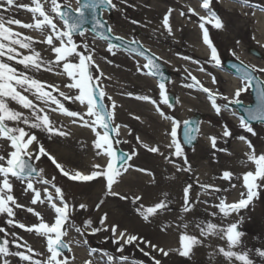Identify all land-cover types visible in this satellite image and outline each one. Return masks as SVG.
Returning a JSON list of instances; mask_svg holds the SVG:
<instances>
[{"label": "snow or ice", "instance_id": "obj_1", "mask_svg": "<svg viewBox=\"0 0 264 264\" xmlns=\"http://www.w3.org/2000/svg\"><path fill=\"white\" fill-rule=\"evenodd\" d=\"M219 2L220 0H216V3ZM237 2L244 7H251L254 10L259 8L264 11V6L252 3V0H237ZM77 3L78 7L72 10L70 5H62L58 0H31V4L18 3V0H0V141L7 142L8 149H10H0V214L8 218L5 221L6 225L23 229L28 233H34L42 238L46 245V253L38 252L27 241L21 242L23 238L17 236L16 232H8L5 227H0V233L3 234L0 237V264H13L12 260L9 259L10 257L18 258L17 264H74L75 256L69 257L67 253L73 251V243L78 245L81 242L66 239L70 230H74L81 236H84L88 230L91 234L100 231L110 232L113 242L118 245L117 251L121 253H123L126 245H135L139 248L140 244H144L162 258H168L170 255L175 254L191 260L196 249L207 247L211 249L208 253L209 260L216 262V264H257L253 257H258L260 264H264V247L247 248L243 239L245 233L239 230L244 219L239 215L240 212L248 209L254 200L259 198L260 191L264 190V152L258 154L252 142L243 135L239 136L238 139L247 145L249 151L245 153L246 162L242 161V163L250 162L254 165V168L243 172L239 177H236L233 172L225 170L220 178L230 183L234 178L242 179V187L245 191L240 193L238 200L231 203L227 201L226 197L217 196L219 202L212 205V207L218 209V211L212 212L210 215L213 217L220 216L219 222L209 220L195 222L190 225L189 222H184V217L181 216L182 223L175 225L179 230L178 247H162L137 234L130 233L126 228L121 229L119 224L109 222L107 212H104L99 218L100 227H95L91 218L84 220L81 224L76 223L73 214L78 209L87 211L89 205L84 202H80L78 205L70 202L65 190L57 185L56 177L47 178L45 169L37 167L35 162L40 161L42 157H46L59 173L70 181L88 183L102 179L104 181L103 197L95 204L97 211L101 209L105 199L109 196L118 197L120 200H129L131 204L136 206L137 215L145 222H150L153 218L168 210L167 193L163 194L165 199L146 206L143 203V197L140 195L129 197L113 190L114 185L119 183L120 178L133 167L128 162L138 153L135 149L131 153H118L115 145L121 142L127 143L126 140L121 141L119 139L120 129L128 126L116 123L117 104L111 96L107 95L103 85V80L110 79V77H106L103 71L100 70L99 65L96 64L94 59L95 49H90L87 43L78 44L74 39L76 34L81 37L85 34L82 26L86 20V12L92 14L94 30H97L101 37L106 38V21L98 18V10L105 8L119 10V5L127 4L128 0H83L82 3L77 0ZM212 3L213 0H202L200 7L206 12V15H200L191 7L188 8V13L198 17V26L202 30V41L210 50L209 62L220 67L222 61L217 47L210 38L209 28L206 25H211L216 30H224L225 23L211 6ZM46 4L48 5L47 8L45 7ZM14 7L30 12L32 22L25 23L12 16L5 17L3 13L9 12ZM172 13L173 9L169 8L162 18V27L167 30L169 35L173 33L170 22ZM252 14L255 15V11ZM180 15L184 17L186 13L181 11ZM188 18L190 19V16ZM58 21H62L63 27L59 26ZM131 22L133 24L138 23L136 20ZM10 25L38 31L44 38L37 41L31 36L14 31L9 27ZM106 31L112 33L113 29L108 26ZM115 39L122 40L123 38L116 37ZM37 43L47 45V50L53 54L54 58L47 59L42 56L41 52L34 47ZM132 43L137 42L132 41ZM238 43L239 41H237ZM16 46L19 49L28 50L29 54H22ZM116 47L117 45L109 43L107 51L115 55L114 49ZM135 51L139 55L145 56V52L141 51L140 48ZM232 55L235 56V52ZM145 59L147 63L142 68L148 69L147 74L161 77V82L158 84L160 102L158 103L149 95H140L136 99L155 105L156 112L163 119L172 122L170 132L172 141L166 147L174 149L171 155L183 159L185 167L176 165V170L191 172L192 166L187 156L184 155L181 143L176 139L177 127L180 122L166 115L160 107V103L172 107L163 82L165 78L161 72L160 64L157 63L160 58L152 54L145 56ZM185 59L190 58L185 57ZM6 61H15L16 64L22 65L25 71L18 70ZM196 63L199 62L196 61ZM56 68L61 69V71L56 72L57 75L68 78V83L64 84L63 87L74 90L72 94L62 91L60 85L47 83L28 74L29 71L39 72L41 70L54 72ZM140 70L141 66L138 65L137 71ZM199 70L204 71L203 68ZM243 72L241 87L235 90L231 100L219 90L213 91L205 87L190 72L188 77L192 82L186 84L185 87L198 88L206 93L215 113L221 115L223 109L228 108L230 105L241 104L239 100L241 93L246 92L256 79L253 74L264 73V68L245 65ZM212 82L213 84L218 83L214 75L212 76ZM256 82L258 85L262 83L261 81ZM128 95L132 94L128 93ZM105 98L110 101V104H105ZM258 98L260 103L255 109H246L247 118L244 116L239 118L240 128L252 136H256L257 133L251 122L264 123V87H258ZM218 99L227 101V103L220 105L217 103ZM63 101L78 102L85 110L83 112L70 110ZM13 102L19 106V110L11 106ZM50 113H60L70 117L72 118V124H78L80 127L89 129L94 134L92 147L95 149V156L104 157L105 162L91 164L87 173L68 169L58 162L57 158L40 141L37 132L34 131L44 132L49 138L53 136L66 138L71 135L70 132L64 130L63 124L57 127V122L52 119ZM134 118L140 119L139 116ZM184 125L187 128L189 122L184 121ZM199 131L198 125L187 131L185 133L187 143L191 144L195 139V136L191 133H199ZM128 134L131 135L130 129ZM231 136V131L227 125H224L222 137ZM208 139L211 147L217 149L218 137L210 135ZM136 141L148 152L164 155L161 152L160 145H149L143 142L139 136L136 137ZM219 150L227 151L226 149ZM164 158L169 163H173L170 156ZM136 171L147 172L148 170L137 168ZM149 174L151 175V173ZM14 181H20L24 185L23 190L25 193H32L30 200L32 206H25L17 202V198L13 194ZM37 183L44 187L42 189L37 188ZM192 187V184H187L183 188L182 212L185 214L192 212L195 207V202L191 198ZM200 187L209 195L226 191V189L213 184H201ZM231 187L235 188L236 184L231 183ZM204 202L207 203V201ZM36 205H47L53 213L52 221H46L42 213L33 207ZM17 209H23L36 216L39 222L30 226L19 222L15 219ZM234 214L238 219L230 220L229 218ZM172 227V224H165L161 230L167 231ZM9 235L12 237L11 240L8 239ZM213 240L222 241L223 243L213 244ZM83 242L87 243L86 240ZM10 245L17 250H12ZM139 250L144 256H150L152 264H162V259L150 255L144 248ZM94 251H90L89 255ZM104 255L107 256L105 264H128L129 262L128 256L115 257L107 253H104ZM217 258H220V260L218 261ZM84 264H93V261L86 260ZM131 264H143V261L133 260Z\"/></svg>", "mask_w": 264, "mask_h": 264}, {"label": "bare ground", "instance_id": "obj_2", "mask_svg": "<svg viewBox=\"0 0 264 264\" xmlns=\"http://www.w3.org/2000/svg\"><path fill=\"white\" fill-rule=\"evenodd\" d=\"M22 2L23 0H21V3ZM201 3V0H197V2L196 0H128V3L124 4L123 7L116 11L115 15L116 18L119 19L121 17L120 13L125 11L127 14L138 18L140 24L142 26L145 25L146 29L150 31L155 30L157 32H164L167 37H169L167 40L171 43V46L177 45L185 50L191 49L201 57H209L210 53L206 48V45L202 42V30L198 26V17L188 13V8L191 7L200 15H203L201 13ZM219 3L221 6L220 17L225 23V29L216 30L212 28L211 25H206L211 29V32L221 35L223 39L228 38V35H232L233 33L250 32L252 38L254 37L253 39L256 46L261 48L264 52V11H261L259 8L254 10L251 7L238 5L236 4L238 2L233 0H220ZM259 3L264 4V0H255L254 2V4L257 5H260ZM24 4L27 3L24 2ZM71 8L74 10L77 7L73 5ZM169 8L173 9L170 18L173 29L172 35H169L167 30L162 27V18ZM181 11H184L186 16L182 17L180 15ZM253 11H255V15L252 14ZM10 16L25 23L32 22L31 13L23 9L16 8ZM189 16L190 19L188 18ZM9 27L16 32L27 35L26 29L22 27L16 25H10ZM36 32L40 34V32ZM43 38L44 37L42 36V38L34 39L40 41ZM184 38H188L187 43L182 45L181 43ZM16 47L22 54H29L28 50L24 49L26 51L24 52L19 49L18 46ZM34 47L37 51L41 52L42 56L47 59H52L51 56L44 55L46 49L45 44L37 43ZM168 54L174 56L170 51ZM177 56L185 58L187 57V54L179 52ZM247 60H251V66L254 65L258 68H264V63H256L250 58ZM6 62L12 64L20 71H25L23 66L16 64L15 61ZM184 65L191 68L189 63H185ZM57 71H61V69L56 68L54 72L43 70L39 72L29 71L28 74L36 79L46 81L47 83L60 85L62 91L72 94L74 90H66L67 88L63 87L64 84L68 83V78L66 76L61 77L60 75H57ZM188 73V71L184 70V78L180 81L182 82L183 87L192 82L188 77ZM118 74L119 77L117 80L104 79L103 85L107 88V95L111 96L117 104L116 113L118 115L119 123L128 126L127 128L122 129L120 136L123 138L131 137L132 139L129 141L136 143L139 147L140 158L137 157L135 161L130 163L133 166L132 168L147 169L148 171H128L125 176L120 179L119 183L114 185L113 190L120 192L121 194H126L129 197L140 195L143 197V203L146 206L158 202L161 199H165L163 194L167 193L166 199L168 201V210L153 218L150 222H145L137 215L135 211L136 206L131 204L129 200H120L118 197H111L109 206H111L112 209L116 208V211L109 213V222L117 223L120 225L121 229L126 228L130 233L137 234L144 239L151 241L153 244H158L166 248L175 247L178 245L179 234V230L175 225L182 223L180 217L183 216L184 222H189L190 225L195 222L209 221L210 211L211 209H215L212 205L219 202L217 198L218 194L209 195L200 187V185L213 184L222 188L223 182H225V180L220 178L223 171L228 170L232 172L233 166L238 163L241 171L252 170L254 165L250 162L242 163V161L246 162L247 158L245 156L246 149L240 144L229 145L227 156L225 154H214L211 162H208L210 154L208 153L207 148L210 141L206 140V138L210 135L216 136V134L211 129V126L202 123L199 131L198 153L187 157L192 166V171H177L176 165H180L181 167H185V165L183 164V159L181 157L171 155L174 149L166 147V145L171 143V128L166 125L162 120L163 118H160L159 114L154 115V113L151 112L149 102L136 99V97L140 95H149L152 97L150 92H145L144 90V87L147 86V82L139 77V72L137 70L132 69L129 66H126V68ZM109 75H111V72ZM195 77L201 83L206 81L205 77L201 74H196ZM220 78L227 83V86L225 87L226 92H231V95L233 96L235 90L238 88L237 79L232 75L230 76L227 74H221ZM261 79L264 81V78ZM151 82L154 83V80L151 79ZM172 88L178 95L176 108L178 110L177 119L179 121L185 120L194 111L206 113L213 111L215 113L214 109L207 102L208 106H204L202 99H205V97L202 96L203 92L198 88L186 87L187 90H179L176 85H172ZM128 93H131L132 95H128ZM53 94L55 95L56 93ZM206 101H209L207 96ZM63 102L70 110H76L75 108L78 107L77 105H75V107L73 105L74 102L72 101ZM11 106L19 110V106L14 102ZM50 115L52 116V119L57 122V127H59L60 124H63L64 130L70 132L71 135L66 138L58 136L49 138L46 133L34 130L37 132L38 138L43 144H45L47 150L54 153L53 155L57 158L58 162L62 163L66 168L80 170L87 173L90 170L91 164L96 163V159L99 158L95 156V149L92 147L94 134H91L82 127H74L70 125V121L64 120L63 116H60L57 113H50ZM135 116H139L140 119H135ZM129 129L131 130V135L128 134ZM137 136H139L145 143L152 141L155 145H160L161 152H163L164 155L162 156L158 153L145 151V149L137 143ZM261 145L262 147L260 148L259 153L264 152V139H262ZM225 146H227L226 143ZM165 156H170L173 163H169L165 160ZM205 159L208 161L201 162ZM219 160L222 162L223 166L221 162H219L217 165L209 169L211 164L214 165L215 162ZM104 162L105 159H102L100 163ZM238 170L239 169L237 168V172ZM149 173H151V175ZM197 173L202 174V180L197 179ZM235 176H237V174H235ZM235 180L236 178L231 182ZM96 181L100 182L101 185H104L102 179ZM187 184L193 185L191 189V198L193 202H195V207L192 212L185 214L182 212L183 188ZM237 193L238 191L236 194ZM204 201H207V203ZM79 203L80 201H76V204ZM30 206L32 205L30 204ZM42 207H47V205L35 206L37 211L43 209ZM27 216L30 217V213L27 212ZM120 221L123 222V224H120ZM165 224H172L173 227L167 231H162L161 229ZM100 232L102 233L103 231ZM105 234L111 236L110 232H105ZM27 240L36 247H39L38 242L35 239L27 238ZM260 244H262L261 247ZM140 246L144 248L146 247L144 244H140ZM254 246L255 248L264 247V238L255 241ZM202 248L203 247H201V249ZM150 252V255H155L156 258L160 256L158 253L153 252L152 249ZM179 263L192 264L191 260L186 258L175 262V264Z\"/></svg>", "mask_w": 264, "mask_h": 264}, {"label": "rangeland", "instance_id": "obj_3", "mask_svg": "<svg viewBox=\"0 0 264 264\" xmlns=\"http://www.w3.org/2000/svg\"><path fill=\"white\" fill-rule=\"evenodd\" d=\"M202 1V0H201ZM237 2V0H233ZM26 2L27 4H31V0H23L22 4ZM59 3L62 5L67 4L70 6L75 5L78 7L77 0H58ZM197 2V0H196ZM255 0H252V3H254ZM18 3H21V0H18ZM238 5H241L239 3H236ZM261 6H264V4L259 3ZM124 4L119 5V9L123 7ZM217 13L220 15L221 13V6L220 3H216V0H213V3L211 5ZM45 7L47 8L48 5L46 4ZM16 8H12L9 12H5V16H10V14L15 10ZM116 11L115 9H112L111 15H107L106 13L104 14L105 20L108 22V25L112 27L113 31L112 33L114 35L123 37L125 39L131 40V41H139L143 45H145L150 51H152L157 57H159L161 63L168 69V71L171 73V81L167 84L166 90H167V95L171 94L175 97V104L172 107H167L166 104L160 103V107L162 111L165 112L166 115L174 118L176 121H179L177 119V114L178 110L176 108L177 102H178V95L172 88V85H176V87L179 90H187L186 87H183L182 82H180L184 78V70H187L190 72L192 75L194 73V76L196 74H201L205 77V82L202 84L205 87H209L211 90L216 91L219 90L221 93L224 95L228 96L229 99L231 100L233 96L230 93H227L225 90V87L227 86V83H225L222 78H220L221 74H227V75H232L230 74L229 71L224 69V62L226 60H231V61H240L243 62L247 66H251V60L247 59H252L256 63H264V52L261 48L257 47L256 44L254 43V39L252 38V35L250 32H245V33H233L232 35H228V38L223 39L221 35H217L216 33L211 32V29L209 28V35L210 38L213 40V43L218 49L221 61H222V66L217 67L214 65V63L209 62V57H201L198 55L194 50H185L184 48L174 45L171 46V43L168 42L167 35L164 32H157L155 30H148L146 29L145 25H141L139 22V19L127 14L125 11H122L121 17L119 19L116 18ZM201 13L203 15H206V12L201 9ZM136 20L138 23L133 24L131 21ZM59 26L63 27L62 21H58ZM207 27V26H206ZM27 35L33 37V38H42V35L37 33L34 30L31 29H26ZM191 36V35H190ZM234 38V39H233ZM74 39L78 44L82 43H87L91 48L95 49V54H94V59L96 64L99 65V68L103 73L105 74L106 77H110L112 80H117L119 77V72H122L126 66L131 67L132 69L137 70L138 65L141 66V70L139 72V77L141 79H144L147 82V86L144 87L145 92H150L152 95V98L156 100L158 103L160 102V97H159V88L157 83L154 80V83L151 82V78L149 74H147V70L142 68L144 63L140 61L138 58L133 57L131 55H128L126 53H123L122 51L114 49L116 52L115 55H112L107 51V46L99 41L96 37L91 35L89 32L85 31V34L83 37L81 36H74ZM188 38H184L182 41V45L187 43ZM237 41L239 43L237 44ZM203 42V41H202ZM168 43V44H167ZM193 44V43H192ZM48 46L46 45L45 53L44 55L51 56L53 57V54L47 50ZM208 49V47L206 46ZM180 49V50H178ZM249 49H255L257 50L261 55H263L262 59H257L254 58L249 54ZM22 51L26 52L24 49H21ZM173 53L174 56H170L168 52ZM209 53L210 50L208 49ZM179 52H184L187 54V57L190 59H185L183 57L177 56ZM235 52V56L232 55V53ZM161 55V56H160ZM238 58V59H237ZM111 61V63H109ZM198 61L199 63H196ZM173 63V64H172ZM185 63H189L191 65V68H188L185 66ZM203 68L204 71L201 72L198 69ZM196 69V70H195ZM111 72V75L109 73ZM97 75L99 73H96ZM258 77L264 78V73H255ZM108 75V76H107ZM216 77V80L218 83L213 84L212 82V76ZM61 77H64L63 75H60ZM233 76V75H232ZM207 78V79H206ZM237 79V84L238 88L241 87L242 80ZM68 90V89H66ZM105 91H107V88H105ZM109 96V95H108ZM202 96L205 97V99H202V103L204 106L211 105L210 101H206V93H202ZM239 100L243 104H250L251 103V96H250V89L246 92H242ZM105 104H110V101L105 98ZM208 104H207V103ZM217 103L220 105H224L227 103V101H224L222 99H218ZM73 105H77L76 110L73 111H81L83 112L85 109L83 106H81L79 103L74 102ZM149 107L151 109V112L154 113V115H158V113L155 110V105L149 103ZM60 116H63L64 120L70 121V125L74 127H80L78 124L74 125L71 123L70 117H67L65 115H62L60 113H57ZM199 115L201 116L200 120V126L201 124H205L207 126H211V129L214 131L216 136L218 137L217 140V149H213L211 147V143L208 145V153L210 154L209 161L207 159L201 161V162H211L214 154L217 155H226L228 153V146L231 144H236V145H243L246 149V152L249 151L247 148V145L238 139L239 136L243 135L246 136L247 139H249L252 144L255 146L256 152H260V148L262 147L261 141L264 139V125H252L254 130L256 131L257 135L252 136L250 133H247L244 129L240 128L239 123H240V114L231 108V105L223 109L221 115L215 114L213 111H209L208 113L206 112H199V111H194L192 112L185 120L195 116ZM160 118H162L160 116ZM166 125L170 128H172V122L170 120H165L162 119ZM179 121V125L177 127V137L176 139L181 143L180 140V130H181V125L185 121ZM116 123L120 124L118 121V115L116 113ZM227 125L229 130L232 133L231 137L224 138L222 137V131H223V126ZM83 128V127H82ZM87 131H89L91 134H93L89 129L84 128ZM124 129V127H121L120 132ZM200 129V128H199ZM121 141H127V143L121 142L118 145H115L116 149L121 150L122 152L125 153H131L133 149L136 150L138 153L136 156H134L128 163H131L132 161H135L137 157L140 156V151L139 147L136 143L130 142L129 140L132 139L131 137H119ZM206 140L210 141L208 138ZM172 141V137L170 142ZM225 143L227 146H225ZM149 145H155L154 142L150 141L147 142ZM45 145V144H44ZM182 145V143H181ZM46 147V146H45ZM183 150H184V155L187 157L191 155H195L198 153L199 149V133H198V142L197 145L189 150L186 149L183 145ZM0 149H8L7 142L0 141ZM144 149V148H143ZM219 149H226L227 151H220ZM10 150V149H8ZM50 153H52L50 150H48ZM145 151H147L145 149ZM148 152V151H147ZM54 154V153H52ZM140 158V157H139ZM102 159H105L104 157H99L96 159V163H100ZM220 160L215 162L214 165H210L209 169L217 165ZM37 167L39 168H44L45 169V175L47 178H51L52 176L56 177V183L58 186H61L70 200L71 203L76 204V201L84 202L89 205V208L87 211L85 210H77L73 216L77 224H81L84 220L91 218L93 220V225L95 227H100L99 225V218L100 216L104 213L107 212L112 213L116 211V208L112 209L111 206H109V201L111 199V196L107 197L105 199V203L101 207L99 211L95 209V204L98 203V201L103 197V188L104 185H101L100 182H76V181H70L66 177L62 176L59 171L55 168V166L46 158L42 157L40 161L35 162ZM222 164V162H221ZM172 165V164H170ZM223 166V164H222ZM237 168L239 169L237 172ZM136 169L131 168L129 172L134 171ZM87 172V171H86ZM232 172L234 174H237L236 177L241 176V174L245 171L240 170V165L235 164L232 168ZM125 176V174L120 178L122 179ZM197 179L202 180V174L197 173ZM231 183L236 184L235 188L231 187ZM229 183V181L223 182L222 189H226V191H221L218 193L217 196L219 197H226L227 201L229 203L236 201L240 198V193L242 191H245V189L242 187V179H236L235 181ZM37 188H43L44 186L37 183L36 184ZM24 185L21 184L20 181H14V190L13 194L17 198V202L22 204V205H29V202L32 197V193L24 192ZM235 191V192H234ZM238 193L236 194V192ZM78 205V204H76ZM35 207V206H34ZM43 209L39 210V212L42 213L46 221H52L53 219V213L48 209V207H42ZM218 209H211L210 214L212 212H217ZM46 214V215H45ZM242 216L243 222L240 224V229L245 233L244 236V243L247 248L249 249H255L254 242L258 241V239L264 238V190L260 191L259 198L255 199L253 204L245 210H242L239 214ZM49 218V219H48ZM8 218L5 215L0 214V227H5L8 232H16L17 236L22 237L23 241H27L28 244H30L36 251L41 252V253H46V245L45 241L36 236L34 233H28L25 230H20L19 228H13L11 226L6 225L5 221ZM16 220L19 222H22L26 225H33L38 223L39 221L37 220V217L30 214V217L27 216V212L23 209H17L16 210ZM230 220H236L238 217L234 214L232 217L229 218ZM209 220H212L214 222H219L220 221V216L213 217L210 215ZM113 221V220H111ZM120 224H123V222H119ZM3 234L0 233V237H2ZM27 238L30 239H35L38 242L39 247H36L34 244L30 243ZM8 239H12V237L9 235ZM66 239L72 240L73 242L75 241H80V244L73 243L72 244V252L67 253L69 257H72L73 255L75 256V261L74 264H84L86 260H92L93 264H105L107 260V256L104 255V253H107L109 255H113L115 257H119L121 255L128 256L129 257V262L128 264H131V261L135 260L137 262L143 261V264H152V260L150 259V256L146 257L143 255V253L139 250L140 248H144L139 246L137 248L135 245H126L124 247L123 253L117 251L118 245L113 242V237L108 236L105 234V231L98 232L96 234H91L90 230L84 235L81 236L79 233L75 232L74 230H70L69 236L66 237ZM87 241V243H84L83 241ZM213 244H219L223 243L222 241H217L213 240ZM262 244H260V247ZM12 250H17L14 248V246H11ZM175 247H178L176 245ZM174 248V247H173ZM23 250V249H20ZM95 250L92 252L91 255H89L90 251ZM145 251L150 252L151 248L150 247H145ZM211 251V249L207 247L198 248L195 250L194 255L191 259L192 264H216V262L210 261L209 260V255L208 253ZM40 259H43L44 257H37ZM257 264H260V260L258 257H253ZM12 260L13 264H17L18 258H9ZM157 259H162V264H175L176 261L182 260V257H179L178 255L172 254L168 258H162L161 256H158ZM166 259V260H164ZM219 261L220 258H217ZM179 264H186V263H179Z\"/></svg>", "mask_w": 264, "mask_h": 264}, {"label": "water", "instance_id": "obj_4", "mask_svg": "<svg viewBox=\"0 0 264 264\" xmlns=\"http://www.w3.org/2000/svg\"><path fill=\"white\" fill-rule=\"evenodd\" d=\"M80 2L82 3L83 0H80ZM102 11H106L108 13L111 12V9H103V10H98V18L102 19L103 21H105L103 18H102ZM93 24H94V21L92 19V14L89 13V12H86V20L82 26V28L85 30H88L91 34L95 35L96 37H98V39H100L101 41H104L105 43L109 44V43H113L115 45H117L116 48L118 49H121L127 53H130L134 56H137L141 59H143L146 63H147V60L145 59V56H148V55H152L153 53L149 52L144 46H142L139 42L137 43H132V41H128L126 39H122V40H117L115 39L116 37L118 36H115L111 33H107L106 31V28L108 27L107 23H106V27H105V37L106 38H103L101 37L99 34H98V31L97 30H94V27H93ZM77 35V34H76ZM142 46V48H141ZM137 48H140L141 51H144L145 52V56H141L139 55L135 50ZM250 53L257 57V58H260V54L257 53L256 51L254 50H251ZM156 57V56H155ZM157 63L160 64V68H161V72L163 73V77L165 78L163 80L164 83H167L169 82L170 80V75L169 73L167 72V69L165 68V66L159 62V60H157ZM245 65L241 62H234V61H226L225 64H224V67L225 69L229 70L233 75L243 79V76H244V72H243V67ZM148 70V69H147ZM256 79L253 81L252 83V86L250 87L251 89V99H252V103L248 106L246 105H243L242 103L237 105V104H233L232 105V108L236 109L238 111L239 114H241L242 116H244L245 118H247V112H246V109H249V108H252V109H255L260 101H259V98H258V87H264V83L263 81L257 77L255 74H253ZM153 78H155L157 80L158 83L161 82V77L160 76H153L151 75ZM256 81H261L262 83H260L259 85L257 84ZM170 104H174V99L173 97L170 95ZM199 119L200 117L199 116H195L193 118H191L190 120H188L189 122V125L188 127L186 128L185 125H183L182 127V131H181V139H182V142L184 144V146L188 149H191L194 147V145L196 144L197 142V133L193 132L191 133L192 135L195 136V139L192 141L191 144L187 143L186 141V138H185V133L187 131H189L190 129L192 128H195L197 125L199 126ZM252 125H258V124H264V123H261L259 121H254V122H251ZM118 153H123L121 152L120 150H117Z\"/></svg>", "mask_w": 264, "mask_h": 264}]
</instances>
